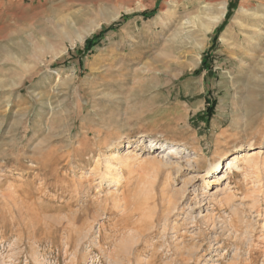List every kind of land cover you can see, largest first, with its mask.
Masks as SVG:
<instances>
[{
	"label": "rangeland",
	"instance_id": "1",
	"mask_svg": "<svg viewBox=\"0 0 264 264\" xmlns=\"http://www.w3.org/2000/svg\"><path fill=\"white\" fill-rule=\"evenodd\" d=\"M262 2L0 0V257L264 264Z\"/></svg>",
	"mask_w": 264,
	"mask_h": 264
},
{
	"label": "bare ground",
	"instance_id": "2",
	"mask_svg": "<svg viewBox=\"0 0 264 264\" xmlns=\"http://www.w3.org/2000/svg\"><path fill=\"white\" fill-rule=\"evenodd\" d=\"M261 5L263 6V9H264V0H263V2L261 3ZM248 11H250V9L249 8H246L245 6L242 8V10H241V12L243 13V15L245 14V15H249L250 13L248 12ZM224 12L225 11H223L222 13H221V15H223L224 14ZM251 12V11H250ZM252 14H255V13H252ZM260 14H262V13H260ZM264 14V13H263ZM221 15H219V16H217V17H215L214 19H216V20H218L219 18H220V16ZM259 15V14H258ZM250 16V15H249ZM248 17V16H247ZM251 18V17H250ZM257 19V18H256ZM259 20H261L260 19V17H259ZM259 32V31H258ZM264 32V31H263ZM149 143L151 144V146L153 145V144H155L157 147H156V149L157 148H161V147H164L165 145L164 144H162V143H158V142H156V143H154V140H151V141H149ZM166 150H168V155L170 154V155H177V154H179L180 153V149H179V147L178 146H167L166 147ZM261 150H259V151H257V150H245V151H242V152H239V153H237V154H234L233 156H231V157H229L227 160H226V163H225V165H223V160H219V161H217V162H215V163H213L212 165H211V169H214L215 171L213 172V175L212 174H210V175H212V176H210L209 177V179H207V178H205V182L207 183V184H209L210 182H213V181H219V180H221L223 177H225V175H226V173H232V171H233V169H241L242 168V163H243V161H246V162H256V158H258V155H259V152H260ZM129 152V151H128ZM117 155V154H116ZM242 162V163H241ZM164 164V163H163ZM162 164V165H163ZM165 165H166V163H165ZM223 169H224V171H223ZM207 174H209V170L206 172ZM87 217V216H86ZM81 218V217H80ZM121 227H123V226H121ZM92 228V227H91ZM78 230V229H77ZM90 230V229H89ZM84 232H86V231H84ZM124 232V231H123ZM136 233V232H135ZM131 237V236H130ZM130 240V239H129ZM122 243V242H121ZM124 246H122L123 248H125V249H128V247H129V245L128 244H123ZM124 249V250H125ZM116 250V249H115ZM130 250V249H129ZM123 251V250H122ZM126 251V250H125ZM121 252V251H120ZM10 256V255H9ZM1 259V261H0V264H9L8 263V261L7 260H5L6 258L4 257V256H2L1 255V257H0ZM39 259V258H38ZM40 261V260H39ZM34 262H36V260L34 261ZM37 263H38V261H37ZM43 263V262H42ZM41 263V264H42ZM11 264H14V263H11ZM39 264H40V262H39Z\"/></svg>",
	"mask_w": 264,
	"mask_h": 264
},
{
	"label": "trees",
	"instance_id": "3",
	"mask_svg": "<svg viewBox=\"0 0 264 264\" xmlns=\"http://www.w3.org/2000/svg\"><path fill=\"white\" fill-rule=\"evenodd\" d=\"M147 14V11H145L143 13V15H146ZM230 15V13L227 14V16ZM127 18V16H123L121 17L120 19H118L117 21H115L114 23H112L111 25H108V26H105L104 28H102L100 31H98V34L95 36V38L99 37L100 35L106 33V32H109L113 29H115L116 26H118L119 24H121L122 21H124L125 19ZM214 38H216L214 36ZM94 43V42H93ZM210 113V112H209Z\"/></svg>",
	"mask_w": 264,
	"mask_h": 264
}]
</instances>
